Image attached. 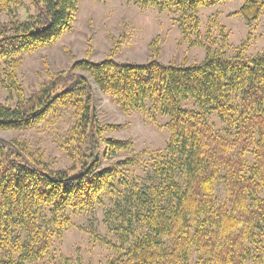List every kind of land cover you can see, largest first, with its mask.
<instances>
[{
	"label": "trees",
	"instance_id": "trees-1",
	"mask_svg": "<svg viewBox=\"0 0 264 264\" xmlns=\"http://www.w3.org/2000/svg\"><path fill=\"white\" fill-rule=\"evenodd\" d=\"M223 1L135 3L178 13L182 41L202 46L198 11ZM31 2L35 15L20 22L21 2L0 0V64L50 45L79 8L78 0ZM263 7L261 0H248L235 15L252 26ZM154 42L155 53L144 63L80 60L29 98L0 104V130L14 131L35 127L58 105L83 108L80 127L86 129L84 144H90L79 167L53 171L19 142L0 138V264L42 260L53 238L71 225L67 211L90 210L105 195L112 201L106 220L117 222L120 234L119 245L112 247L115 256L105 264H191L192 249L196 264H264L258 247L264 237V52L226 57L223 44L213 52L206 47L197 64H163ZM93 87L126 114L150 104L166 116L165 148L133 153L130 141L103 139L111 129L95 124ZM211 114L233 136L215 133ZM101 149L109 162L103 167ZM141 165L148 169L142 183L129 173ZM219 183L222 202L215 191Z\"/></svg>",
	"mask_w": 264,
	"mask_h": 264
},
{
	"label": "rangeland",
	"instance_id": "rangeland-1",
	"mask_svg": "<svg viewBox=\"0 0 264 264\" xmlns=\"http://www.w3.org/2000/svg\"><path fill=\"white\" fill-rule=\"evenodd\" d=\"M19 1L22 6L17 8V18L23 22L35 15V9L31 0ZM78 1L75 21L57 40L14 59L10 65L0 64L1 105L13 106L20 97L29 98L43 86L67 74L73 63L80 60L100 62L112 57L120 63H144L155 53L150 49L152 41H155L153 49L158 50L157 59L163 64H197L204 59L206 47L213 52L223 44L226 57L240 53L241 57L249 58L264 52V7L252 26L235 15L248 0H227L214 7L199 9L202 46H189L182 41L176 23L178 13L143 8L135 0ZM1 18L7 20L4 15ZM93 91L95 124L111 129L103 134V139L130 141L133 153H151L165 148L170 137L165 128L168 118L160 111L146 104L143 109L126 114L113 98L96 87ZM185 105L193 107L192 102ZM83 110L55 106L35 127L21 131L0 130V138L19 142L26 147V153L50 170L79 167L86 160L90 148V144H84L86 129L80 127L81 116L85 114ZM208 120L215 133L233 136V131H227L215 114L209 115ZM130 153H120L117 159ZM102 155L101 149L100 167L109 163ZM146 167L138 166L130 169L129 173L135 174L142 183L148 173ZM215 191L222 202L221 183L217 184ZM111 203V197L105 195L103 202L90 210L67 211L71 225L60 237L53 238L48 255L33 264H105L112 259L115 256L112 247L119 245L120 234L116 230L117 222L106 220ZM259 239L258 247L264 253V237ZM197 258L192 249L190 263L196 264Z\"/></svg>",
	"mask_w": 264,
	"mask_h": 264
}]
</instances>
